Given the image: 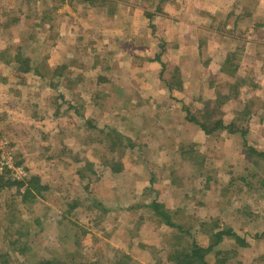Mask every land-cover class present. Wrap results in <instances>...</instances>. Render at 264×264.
Masks as SVG:
<instances>
[{"label": "rangeland", "instance_id": "rangeland-1", "mask_svg": "<svg viewBox=\"0 0 264 264\" xmlns=\"http://www.w3.org/2000/svg\"><path fill=\"white\" fill-rule=\"evenodd\" d=\"M261 152L264 0H0V264H264Z\"/></svg>", "mask_w": 264, "mask_h": 264}, {"label": "trees", "instance_id": "trees-1", "mask_svg": "<svg viewBox=\"0 0 264 264\" xmlns=\"http://www.w3.org/2000/svg\"><path fill=\"white\" fill-rule=\"evenodd\" d=\"M156 59H159V57H157ZM167 87H169V89H171V86H169V84H167ZM188 119L190 121H192V122H195L202 129V131H204L205 134H209L210 135V134H212V133H214V132H216L218 130H221V129H228L230 132H233L232 124L224 126L221 121H216V122H213L211 127H208L204 123L196 122V120H194L191 117L188 118ZM259 155H263L264 156V153L261 152V153H259ZM29 185H31V186H29ZM28 186H29V187H27V191L28 192H33L32 189H34L35 191H39L42 188L41 186H39V184L36 182L35 179L30 181L28 183ZM157 206H158L157 203L154 202L153 203V209L157 212V214L161 215V217L164 219L165 222H167V224H169L170 226H173V224L170 222V219L167 216V214H165L164 212H161ZM223 234H229L230 236H234L233 234H230L229 231H224V232L219 231V232H217L214 235L216 237L217 243L219 241H221V236ZM237 237L238 236L236 235V238ZM209 249H210V246H208V247H206L204 249V248H200L197 245H194V249H192L190 251V254L188 256H186V258H190V259L194 258V259H197L201 264H209V263H207L205 261V254H206V252L209 251ZM35 264H58V263H55V262H53L51 260H42V261H39V262H37ZM78 264H85V263H78Z\"/></svg>", "mask_w": 264, "mask_h": 264}, {"label": "crops", "instance_id": "crops-1", "mask_svg": "<svg viewBox=\"0 0 264 264\" xmlns=\"http://www.w3.org/2000/svg\"><path fill=\"white\" fill-rule=\"evenodd\" d=\"M77 51H79V50H77ZM158 90H156V89H153L152 88V90L151 91H149V92H157ZM139 92V91H138ZM146 98H145V100H150V103L152 104V106H155V107H157V108H162V105H164L165 104V100L164 99H162V97H160V99L159 98H157L158 96H155V94L151 97V96H145ZM168 109L167 108H165V111H167ZM179 115L180 114H177V117H179ZM189 124V123H188ZM197 125V124H196ZM190 126V127H189ZM189 126H187V128H185L186 126H184L183 128H181V134H182V132L184 131V133H187L188 135H189V137H190V142H192V143H194V141H193V139H192V136L193 135H195L199 140H200V142L201 143H203V142H205L206 140H209V138L208 137H211L212 136V134H216L215 132L214 133H212V134H205L204 133V131H202V129L200 128V127H198V128H196L194 125L192 126V125H189ZM178 130H176L175 132H177ZM190 131V132H189ZM172 133H174L173 131H170V133H169V137L170 138H168L167 139V141H169V142H174V140L172 139ZM214 137V136H213ZM203 141V142H202ZM200 143V144H201ZM195 146H196V144H195ZM181 148L183 149V146H181Z\"/></svg>", "mask_w": 264, "mask_h": 264}, {"label": "built area", "instance_id": "built-area-1", "mask_svg": "<svg viewBox=\"0 0 264 264\" xmlns=\"http://www.w3.org/2000/svg\"><path fill=\"white\" fill-rule=\"evenodd\" d=\"M9 155L7 156V159L4 160V157L0 155V171H3L4 169H8L11 173V178L13 181H16L18 183L24 182V180L27 178V172L26 169L23 166H19L17 164H11L10 158L8 159Z\"/></svg>", "mask_w": 264, "mask_h": 264}]
</instances>
